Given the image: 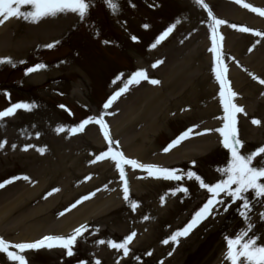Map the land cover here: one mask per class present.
<instances>
[{
  "label": "rangeland",
  "instance_id": "rangeland-1",
  "mask_svg": "<svg viewBox=\"0 0 264 264\" xmlns=\"http://www.w3.org/2000/svg\"><path fill=\"white\" fill-rule=\"evenodd\" d=\"M94 1L95 0H91V3H94ZM97 1L104 6L105 10L106 4L104 3V0ZM135 1L137 2L136 6L123 7L126 6V4L121 3L123 5L121 6L119 1L116 0V4L118 5L117 10L114 13L111 12V14L119 19V24L122 28V31H125L126 29L129 31L131 30L130 32L133 33L130 35L139 38L143 41V43L145 42V40L149 42L148 40L153 39V37H155L156 41L157 37L163 31H165L169 26L175 25L173 31L166 37L170 38L169 41L158 49L161 52L162 50H168L170 49V47L176 46L178 39L182 41V38H184V35L186 33L190 31L193 32V26H190V28L186 24L180 25L179 23H177V21H180L181 17L183 18V15L181 13L183 11V8L187 10V7L182 5L184 3H179L184 2L185 0ZM146 13L148 14V16L152 17L151 22L146 21L147 24L145 22L146 18H144L143 16L146 15ZM65 14L70 17H67V19H65L64 23L62 24H59V20L64 18V13H58L55 16H51L53 19L58 20L54 29L55 31L59 29V31L57 30L49 37L38 36V38H30L26 35L25 30L19 31V35L21 37L20 39H18V41H22V55L28 53L36 45H45L48 40L51 41L59 37L64 32L71 30L78 23L80 19L78 14L72 12H67ZM111 18L113 20V17ZM76 19L78 20L75 21ZM47 20L49 19L47 18ZM139 23L142 24L141 27L143 26L141 28V33H138ZM144 25H148V27L145 28ZM87 26L89 27V24ZM113 27L116 29L117 27H119V25H114L113 22L111 24L107 21V29L109 33L106 34V37H108V34H110ZM124 31L122 35V38L125 41L124 44L126 46H130V44L132 45V43L129 42L128 36L125 35ZM86 35L88 36L89 33L87 32ZM88 40L90 41V39ZM163 41L164 40H162L161 42ZM192 48H194L193 44L189 46H183V49L185 50L184 54H189V60L185 64H183L185 71L188 72V75H190L189 77L192 76L193 80H200L202 78L205 79L207 73H202L203 70L198 67L196 58L190 56V51ZM4 50L11 51L9 47H0L1 52H3ZM260 50L263 52L262 46H260ZM129 52L131 54L135 53L134 50L130 51L128 47L127 55H129ZM35 53L36 51L31 54H34V56H36ZM86 53H88V58L84 61L75 60L72 62L67 61L66 63H56L54 65L50 64L45 69L36 73L38 74L37 77H33L31 79H27V77L21 79L20 76L17 77V80L20 78L19 82H23L20 84L21 87H18L23 93L16 92L13 86L10 85H0V88L5 87V89L8 90L11 94H14V98H16L15 100H19L20 97L18 95L21 94L23 97H26L29 100H35L38 103L42 104L44 108L43 111L41 113H36L35 115L37 119H39V117L41 116V119H43L41 120L43 125H46V122L48 120H51V118L59 119L61 121L66 120L64 117L65 105H63V102L71 104L76 118L83 117L84 115H86V112H93L95 109L93 108V105H95L96 107L98 99L101 98L104 93H107L106 90L105 92L102 90V86L104 85L106 78L115 70H120L126 67L125 62H123L122 59L118 56V54L121 53L115 51L114 49L106 50L98 48L94 51L86 50ZM31 54L29 55V57L31 56L30 58H33ZM41 54L47 61H51L57 57L56 55H53L55 53H49L46 51L41 52ZM145 54L146 52L142 53L140 51L138 56H134L135 54L133 56L135 60L139 62V64H145L144 62H141L144 60L143 57L145 56ZM127 57L130 58V61L134 60L131 55ZM154 57L155 56H151V59ZM7 65L8 67L4 66L6 68H2L3 70L0 67V82L5 81L6 78L12 79L16 77V74L8 75V68L11 64ZM134 65L135 63L132 64L131 62V65L129 66L130 68H132ZM80 71H82L83 74ZM123 75V77H127L126 73H124ZM57 77H60V79H54ZM187 78L188 77H185V79ZM91 84H95L97 86L94 92L95 96L92 93ZM76 85L79 89L81 88L82 90H85L87 96H82L81 94V97L79 94H77ZM7 87L9 88L7 89ZM200 97L201 96H198L196 98L198 100L195 102L184 100L178 101L176 108L185 102H189L192 105V109L189 113H191L192 115L187 114L179 119H174L176 116L164 118L169 119L170 121H166L165 127H163L161 131L152 135L151 141L152 143H154V147H159L167 139L168 136L175 133L177 130L182 129L187 125H191L193 122L196 123V121L200 122V120H205L204 117L207 116V114H205V111L210 108V102L212 101L207 96H203L202 98ZM80 98L82 102L85 103L84 105L87 104L89 106L88 110H81L77 106L76 100ZM6 104L7 103L4 104V102L0 100V111L5 110L4 108H6ZM60 105L64 107H60ZM198 110H203L204 113L198 115V113H200V111ZM19 121L20 120L17 119L14 120L12 125L16 126L23 123ZM12 125L9 121L7 122V120H0V142L2 140L3 143L7 142V136L9 138V131L7 129L9 128L11 130L10 126ZM240 134L245 135V126L243 125L242 129L240 126ZM83 139L84 140L80 141L81 144L85 142V138ZM62 143L66 146V149L69 148L70 141L64 140L62 141ZM64 145H60L61 148L64 147ZM72 145L73 144H71V146ZM243 145L244 147L242 152L244 153L250 152V150L253 149V144L251 143H243ZM218 151H220L218 150V148L217 150L213 149L212 151L207 152L203 155H194L195 158L192 159V161L196 162L195 169H198V175H200L202 179L209 184L215 180L222 178L221 173L218 172L217 169H222L223 167H225L230 158L228 153ZM91 156L92 154L88 157L86 155L83 160L73 162L75 165L73 166V172L76 174L81 172L84 167L82 163H77L91 162ZM13 158L16 157L11 156V159ZM54 158L55 157L49 154L45 157V159H43L44 161L42 160V162H44L43 164H46L48 160H51L53 163H55L56 160ZM24 159L29 160L27 157H24ZM31 160L32 161L30 162V164H33V166L29 169H25L30 174H32V172L34 173L35 171L36 173H39L37 172L35 165H38V162L41 160L35 157H33ZM43 167L49 168L48 166L44 165ZM53 167L54 166H51L50 169ZM24 172L26 171L24 170ZM4 173L5 172H1L0 169V180L5 178V175H3ZM42 173L43 174L39 173L37 175H42V177L46 175V177L44 178H48L47 176L50 175L45 171ZM82 173L83 171L79 174V177ZM37 175H35L34 177H36ZM55 180L58 184H63V180L61 178H56ZM67 182L70 183L66 186L67 191L60 193L56 199H47L49 195L46 197L44 196L46 191H49L48 188H54L55 186L54 183H51V180L43 181V188L38 189L37 195L33 197H31L30 195L31 189H27V191L22 192V188L24 186L17 184L8 187L5 191H3V193H1V195H3V199L0 200V210L2 208L3 209L0 211V235L5 239L11 240L14 237L19 236V234L28 235L30 233H33L34 230L39 227V224H41L38 222L37 218V215L39 214L40 219H43L45 221L42 222L45 223L43 227L44 229H46L47 226H53L58 231L66 230V232L61 233L67 234V236L71 235L70 230H68L69 227L70 229H74L82 225L83 220L79 215L87 212V214L85 215L87 220H85V222L91 220L90 224L87 225V231L83 232V234L77 238L75 242L76 246L73 245L74 254L71 257L67 256L66 250L62 248L59 250L47 249L41 252L25 251L21 254H23L25 258L29 259L28 264H81V262H83V264H96L97 261H99V264H229V262L225 258V253L227 251L225 236L235 237V235L239 231L245 230L249 223L254 225V231L250 232L249 235H255L257 237L258 246H264V221H262L260 217V214L264 213V202L252 200V208L249 212V220L246 221L237 211V209L240 208L242 202L237 201L235 203H231L229 201V203H231V206L228 208L227 212H224L223 208L216 211L209 220L201 225L194 227L187 236L179 237L176 244L181 245L178 249H175L176 245L170 247L167 246L168 244H163L162 241L170 237L177 230H182L192 219V213H186V208L190 204V200L187 195H181L180 198L173 199H178L180 203L178 205L174 204V207L170 208V211L163 217L148 218L147 220L149 222H147L143 217H126V212L123 214L124 211H122V209L120 208H116L117 210L115 209V211L113 212L112 210L117 207L116 204H112V206L109 208V211H105L106 214L104 216H106V218H99L101 215L98 211L91 213L89 210H92V207L95 206L96 207L93 209L98 210L99 199L97 197V200L92 205L88 206V208H84L80 213L78 210V213L76 212V214H74L73 217L68 221L66 217L68 214L73 212L74 208H71V205L76 201H72V199L74 198H67L72 197L75 192L80 189V182L77 181L72 183V180H68ZM111 184L112 183H110L108 186L112 187ZM187 186L188 188H194L198 190V185H195V183L191 182L190 184H187ZM11 204H13V208L11 209V212L13 213L10 216H3L1 212L4 211L6 205L9 206ZM78 206L81 205L78 204ZM33 209H35L38 214H32ZM196 209L197 208L193 209V211ZM61 213H63V215H60ZM22 218H24V220L26 221L19 226H15V221L19 219L21 220ZM43 228H41V232L44 231ZM52 229L55 230L54 228ZM133 232L136 234L135 236L136 238H138V242L136 243V246L132 247L130 256L127 258H123L125 261H119V259H122V257H120V254H123V252H117V250L110 248L107 244V241L111 240L115 243H122L124 238ZM97 241H105V243H97ZM163 245H166V247H164ZM194 247H197V249L195 252L191 253V250ZM149 253L151 254L149 255ZM169 253H171V255H169ZM3 262L4 259L0 258V264H3Z\"/></svg>",
  "mask_w": 264,
  "mask_h": 264
},
{
  "label": "snow or ice",
  "instance_id": "snow-or-ice-1",
  "mask_svg": "<svg viewBox=\"0 0 264 264\" xmlns=\"http://www.w3.org/2000/svg\"><path fill=\"white\" fill-rule=\"evenodd\" d=\"M239 3L240 0H237ZM104 3L108 6L110 11L116 12L118 5L116 0H104ZM194 3L201 6L208 13V19L211 21L208 27L211 31V41L212 47L209 51L213 54V66L211 71L215 75L216 81L219 83V97L220 104L223 107V126L215 129L219 133L220 144L224 149L227 150L230 158L227 162L226 167L222 169H217L221 173L222 178L214 184L206 183L202 177L197 175L195 171L188 170L186 176L188 179H195L200 188L206 189L210 194L207 201L194 213L190 222L182 229L174 232L170 237L163 240V244H169V242L177 243L179 237L187 236L189 232L196 227L201 221L206 219L208 216L212 215L214 210L222 207L224 212L228 211L231 203L241 201L240 208L237 209L242 218L246 221L249 220V212L252 208V199L260 202H264V145L259 148L252 150L250 152L244 153L242 149L244 147L243 142L238 137L237 130V119L238 113H242L244 109L233 102V98L237 95L227 86V81L225 78V58L220 52V47L217 44L218 34L217 26L226 23L223 20L215 18L212 14L209 6L202 2V0H194ZM24 6H30L29 10H22ZM91 6V0H0V25L4 24L6 21L12 18H22L25 21L32 23L37 22L39 19L47 16H55L58 13L72 12L78 14V16L83 20L86 18L88 10ZM245 8H250L252 12L259 13V15L264 16V10L252 7L249 4L243 5ZM179 23V21H177ZM232 27H237L236 25H231ZM145 28L148 25H144ZM175 25L169 26L165 31H163L156 39L152 47H155L162 40H164L174 29ZM241 32H250L251 30L247 27H240ZM255 36H264V33L254 32ZM133 41L137 40V37H132ZM58 43V42H57ZM48 48L55 47V44L46 45ZM251 51V49H249ZM11 64L15 67V63L10 58H0V64ZM24 63V61H20ZM157 63H160L159 61ZM156 65L154 64L153 67ZM47 66L44 64H36L25 70V75L30 73L40 71L45 69ZM252 79L258 80L260 84L264 85V79H259L255 75L249 73ZM117 80L120 76L116 77ZM141 79L147 80L148 77L146 73L142 70L134 72L116 93H114L107 102L104 103L103 109L107 110L123 93L130 84L139 83ZM115 83V80L113 81ZM150 83L155 85L159 81L156 79L150 80ZM8 95L7 93H4ZM10 99V97H9ZM37 105L35 103H25L17 102L11 104L10 107L5 110L0 111V120L5 117L14 115L17 110L32 111ZM64 107V106H60ZM103 113L100 117L93 119L88 117L84 119L78 126H74L67 131H71L73 134L84 130L85 126L90 123H95L99 125V129L103 134L104 140L107 142L108 147L106 151H102L99 155L95 156L93 161H101L105 158H109L115 162V167L119 172L120 180L124 182L123 187V198L125 201H129V189L127 186L124 165L131 166L132 169H140L147 173V176L155 179H162L165 181H181L185 178L183 174H178V171L170 168L158 167L153 164H143L135 159L126 158L123 153L119 150H114L113 146L118 147V142L113 139L108 130L104 119L102 118ZM253 125L260 124V121L253 119ZM63 126L56 129L57 132L65 131ZM206 132H211V129L205 130ZM193 134V129L189 128L183 132L175 140L166 146L163 151L165 153L169 152L170 149L178 145L182 140L187 139ZM202 133H195V135H201ZM39 135V134H37ZM4 146L3 142H0V148ZM15 148V145H13ZM26 146L24 150H27ZM38 151L43 154L44 149H38ZM259 158V159H257ZM195 166V161L191 162ZM15 179L29 180V177H14ZM8 181L7 183H11ZM4 187L3 183H0V188ZM53 192L57 189H53ZM176 191L187 192V188L182 186H177L172 190L174 195ZM51 195V193H48ZM91 195H94L91 194ZM89 196L82 197L81 200H77L71 205V208H75L82 200L88 199ZM164 197H161L163 202ZM229 201L231 203H229ZM131 208L135 210L137 204L135 202L131 203ZM70 210V209H68ZM60 215H63L61 213ZM261 220L264 221V213L260 214ZM145 220L148 217H144ZM87 229L81 225L73 230L71 235L66 237L58 235H45L41 239L34 242H22L9 244L3 238H0V253H6L7 259L10 262H16V264H28L25 256L21 253L25 251H39L41 249H53L54 247H59L66 250V255L71 257L73 253V245L75 244L77 238L83 234ZM254 231V225L249 223L245 230L239 231L235 237L225 236L226 241V253L225 258L229 264H264V246H258L257 237L255 235H249L250 232ZM136 234L133 232L126 236L122 243H115L111 240L107 241L110 248L117 250V252L122 251L124 256L129 254L128 244L133 240ZM97 243H105V241H97ZM13 249L15 251H10ZM151 253H149L150 255ZM171 255V253H169ZM83 264V262H81ZM99 264V261L96 262Z\"/></svg>",
  "mask_w": 264,
  "mask_h": 264
},
{
  "label": "bare ground",
  "instance_id": "bare-ground-1",
  "mask_svg": "<svg viewBox=\"0 0 264 264\" xmlns=\"http://www.w3.org/2000/svg\"><path fill=\"white\" fill-rule=\"evenodd\" d=\"M221 3L219 10L222 11L224 14H220L221 16H224L227 20L228 23L230 22H240V24L242 25V27H244L246 25V23H248L249 27L255 26L257 27V29L260 30L261 27L264 28V21L259 19V18H252L251 12L249 10H246L245 8L239 6L237 7V3H230V2H225V1H219ZM254 2L256 4H259L257 0H254ZM260 5V4H259ZM67 17L69 18L70 16H66L65 19H67ZM59 22V24L64 23V20ZM41 23L37 24L36 26L33 27H28L27 28V34L28 37L30 38H35L38 36H51L52 33H55V27L57 22L55 21H47L44 22L43 20L40 21ZM6 24H9V22H6ZM224 30L226 31L225 34V39H224V51H231L233 53H230V56L233 57H239L240 53H242L243 49H244V45H245V39H250L249 36H245L244 32H242V34H238L236 32L233 31V29L229 28V31L226 30V28H224ZM208 32V28L206 29V34ZM197 38V34H193L191 36H188L186 39H184V44L186 46H189L190 44H192L194 41H196ZM22 41H17V42H12L11 40H9L3 33H1L0 30V47H5V46H16L19 50H23L21 45ZM209 41L202 39L200 41V46L199 47H194L191 49V55L193 57H197V55L199 54L198 50H201V54L204 53V49L206 50L209 47ZM183 47H177V48H172L169 52V59L166 64L170 65L168 67V72L166 77L163 79V85L167 86L166 90L168 91H172L173 93H186V96H193L195 93V88L192 86L191 82L190 84H184V79L183 77H189L190 75H188V72H184L183 68H181V63H176V66L173 67L172 69V64H174V56L173 53L177 50H181ZM205 60L210 63V58L209 55L207 56V58H205ZM245 63L247 65H249L251 68H254L257 72H264V54H262L261 52H254L252 53L247 59H244ZM165 64V65H166ZM200 64H203V61H200ZM165 65L161 66L158 70L162 71L163 68H165ZM261 66L263 67V69L261 68ZM158 70L156 72H158ZM239 70L236 68H232L231 71V75L233 76V84L235 88H245V93L247 95H249L250 93L247 91L246 86L244 85V80L241 76V74L238 72ZM192 79V78H191ZM193 80V79H192ZM193 81H197V80H193ZM195 84V83H193ZM162 85V86H163ZM201 83L198 86L199 90L201 87ZM253 89H257V86H253ZM144 91H141L140 94L139 92H135L136 90L134 89L133 92H130V90H128V88L122 93L123 95L114 103V104H123V106H121L123 108L122 110V114L120 115L119 118V114L118 113L117 116H114L111 119V125H112V131L114 133L115 136H119V135H123L122 139H121V143L123 144V147L125 149H127V153L129 155L132 156H140V157H144L149 150H151L150 148H152V144L148 143L150 141V137L149 135L152 133L154 134L161 125H159V115L158 112L156 110L155 105L158 103V98L160 96H162L159 92V90H157L156 88H151L146 86V88H144ZM212 91L214 90V87H211ZM202 91L205 93L206 89L203 87ZM159 94V95H157ZM196 94V93H195ZM185 96V97H186ZM128 99L131 100H136L134 103L131 102L130 104H125L126 101ZM141 100L143 102V105H137L138 100ZM133 103V104H132ZM249 109H251V107L249 106ZM142 119L145 122L147 121V125L144 128L139 127V129L137 128V124H139V120ZM218 123V122H217ZM214 124V123H213ZM90 129V128H89ZM93 129V128H92ZM86 133V132H85ZM84 133V134H85ZM87 138L92 142V143H96V141L98 140L99 142V138L94 135L93 131H90L87 133ZM97 139V140H96ZM190 142V141H189ZM188 142V143H189ZM136 144L138 147L135 148H131L130 144ZM134 144V145H135ZM205 149L207 147H209V143H205L203 145H191L189 147V149ZM132 149V150H131ZM188 149V150H189ZM188 150L183 151L180 154V147L174 149L169 155H171V159H174L178 156L180 157H187L188 155ZM190 151V150H189ZM179 153V154H178ZM175 155V156H174ZM167 160V156H158V157H154V159L152 160H147L146 162H164ZM100 167L104 168V165H101ZM54 171H51L52 174ZM151 183L149 181L145 182V183H140V182H134L133 188L137 191L140 190L141 187L143 186H148L146 184ZM157 183V182H155ZM37 189V188H34ZM35 191V190H34ZM3 192V191H1ZM0 192V193H1ZM20 194V193H19ZM2 199V198H1ZM0 199V200H1ZM49 201H53V200H49ZM93 202H88L80 207H78L77 209L73 210L72 213L68 214L66 219L69 221L74 214H76V212L79 210V213L81 211H83L84 208L90 206ZM99 206H98V210H103L105 211L106 209L110 208L112 206V200H104V201H100L98 202ZM3 209V208H2ZM1 209V210H2ZM0 210V211H1ZM91 213H94L97 211V209H89ZM10 212V208H8L6 210V213ZM78 213V212H77ZM32 214H38L37 211H35V209H33ZM86 213H84V215H86ZM40 215V214H39ZM37 215L38 217V222L41 223L39 224V227L37 229L34 230L33 233H30L28 235L26 234H20L19 236L16 237L17 238H22V239H27V238H35L36 236H38V234L41 231L40 228L44 227L45 222L43 219H40V216ZM25 221V220H23ZM21 222V221H19ZM17 223V225H20L22 223ZM72 226V224H71ZM67 227V226H66ZM48 228V226L46 227V229ZM45 229V230H46ZM33 231V230H32ZM61 232H66V230H62Z\"/></svg>",
  "mask_w": 264,
  "mask_h": 264
}]
</instances>
